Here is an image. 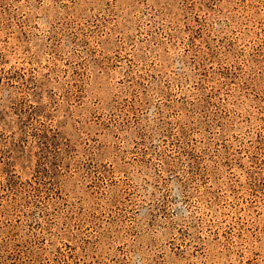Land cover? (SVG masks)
<instances>
[{
    "label": "rangeland",
    "instance_id": "374dc122",
    "mask_svg": "<svg viewBox=\"0 0 264 264\" xmlns=\"http://www.w3.org/2000/svg\"><path fill=\"white\" fill-rule=\"evenodd\" d=\"M0 264H264V0H0Z\"/></svg>",
    "mask_w": 264,
    "mask_h": 264
}]
</instances>
